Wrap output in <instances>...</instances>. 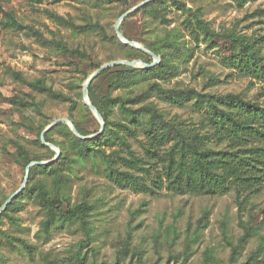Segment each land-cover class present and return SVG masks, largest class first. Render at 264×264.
Segmentation results:
<instances>
[{
  "label": "rangeland",
  "instance_id": "1",
  "mask_svg": "<svg viewBox=\"0 0 264 264\" xmlns=\"http://www.w3.org/2000/svg\"><path fill=\"white\" fill-rule=\"evenodd\" d=\"M142 1H2L21 26L6 24L0 10V206L21 187L29 162L56 156L41 140L54 120L72 119L87 135L101 129L83 98L93 72L114 60L139 65L111 66L89 85L109 122L91 149L79 148L69 125L48 131L61 155L51 170L32 169L3 214L0 228L16 245L0 231L1 264H264V181L254 191L233 184L215 195L174 191L170 166L183 151L162 137L152 110H128L155 107L183 134L226 147L214 136L213 105L225 108L234 94L264 106V79L239 59L247 40L264 54V0H153L133 12L120 28L158 56L150 73L140 69L155 59L115 30ZM35 185L63 199V210L87 202L86 229L47 206Z\"/></svg>",
  "mask_w": 264,
  "mask_h": 264
},
{
  "label": "trees",
  "instance_id": "2",
  "mask_svg": "<svg viewBox=\"0 0 264 264\" xmlns=\"http://www.w3.org/2000/svg\"><path fill=\"white\" fill-rule=\"evenodd\" d=\"M2 1L5 0H0V10L7 16L5 23L13 26H21V23L18 22L13 13L7 12L2 8ZM231 37L235 38L234 35ZM57 46L63 50L71 51L83 57L87 56V53L83 50L77 48L70 49L68 46L60 43H57ZM241 51L242 53L240 54L239 59L245 66L246 70H248L249 74L254 77L264 79V65H262L264 62V54L257 49L256 40H247L242 42ZM148 55L151 56L150 54ZM130 68H132V70H139L135 67ZM109 69L110 67L101 72L99 75ZM155 70V67L140 69L143 73H150ZM90 84H92V82ZM91 103L97 107L103 116L105 120L104 129L106 130L109 123L108 116L100 109L95 101L91 100ZM224 105L225 108H219L217 105H213L214 111L209 115L213 124L216 141L218 143L223 141L227 142L226 147L218 149L205 145L202 136L198 134H191L187 136L180 132L175 125L164 120L162 116L157 117L158 113L155 107H146L140 111L128 107L130 113L135 116L145 113L147 110H152L154 112V116L158 120V128L156 129L160 130L161 133L162 130L165 129V133L162 134V137L175 140L174 149L178 148V150H182L183 158L185 157V153H188L193 157L192 163L186 162L183 158L179 162L172 161L170 166L172 176L170 187L174 191L203 192L215 195L227 192L232 184L237 185L238 187H246L249 191H254L251 189H258L259 185L264 181V106L253 102L252 100H245L239 95L234 94H229L226 97ZM72 122L74 123L73 120ZM58 125L67 127L68 123L60 121L47 130L45 132L46 141H50L47 136L48 131ZM75 126L81 134L87 135L76 124ZM103 132L96 137L88 139H82L76 136L77 145L80 149L89 150L91 149L92 144L98 141ZM172 132H175L178 138H173L171 136ZM22 155L24 158H28V153L25 150H23ZM58 160L59 158L48 164H37L33 167L31 166L30 172L32 169H43L45 171L51 170L50 168ZM27 188L28 186L26 184L23 190H26ZM31 189H38L43 202L53 209H59L64 217L71 218L77 216L81 221L82 227L86 229V215L90 210V205L87 202L78 204L68 210H63V199L49 197L44 189L36 185ZM14 199L0 214V220L2 219L3 214H6V211L13 206ZM0 231L3 232L5 238L11 245H16L14 238L11 235L7 234L4 230H1V228ZM17 239L23 245L26 244L25 240L21 238ZM112 264L119 263L114 262ZM210 264L219 263L211 262Z\"/></svg>",
  "mask_w": 264,
  "mask_h": 264
},
{
  "label": "water",
  "instance_id": "3",
  "mask_svg": "<svg viewBox=\"0 0 264 264\" xmlns=\"http://www.w3.org/2000/svg\"><path fill=\"white\" fill-rule=\"evenodd\" d=\"M150 1L152 0H144L140 3H138L137 5H135L133 8H131L130 10H127L124 14H122L120 16V18L118 19L116 25H115V30L118 34V36L120 37V39L126 43V44H130L134 47H137V48H140V49H143L146 53L150 54L154 59H155V62L151 63V64H148V63H145L143 64L142 66L145 67V68H149V67H152L155 65L156 61L158 60V56L153 53L152 51L148 50V49H145V48H142L141 46H139L135 41L133 40H129L127 39L124 34L122 33V31L120 30V24L121 22L126 18L128 17L131 13L135 12L136 10L140 9L141 7H143L145 4L149 3ZM120 64H129V65H132V66H138L139 64L136 62V61H128V60H114V61H110V62H106L104 64H102L97 70H95L93 72V74L87 79L86 83L84 84V89H83V98H84V103L89 106V108L97 115V117L99 118V120L101 121L102 123V126H101V129L97 132V133H94V134H90V135H83L81 134L77 127L75 126V124L72 122V120H70L69 118H66V117H61V118H58L56 120H54L41 134V140L43 142V144L47 145V146H50L52 148H54L56 151H57V154L54 158L52 159H49V160H44V161H31L27 167H26V174H25V179L21 185V187L16 190L14 193H12L4 202L3 204L0 206V214L6 209V207L12 202V200L18 196V194L24 189V187L26 186L27 182H28V179H29V173H30V168L32 165L34 164H48V163H51L55 160H57L61 154V151L60 149L54 145L53 143H50L48 141H46V138H45V132L47 130H49L51 127H53L54 125H56L58 122L60 121H65L68 123V125L70 126V128L72 129V131L80 138L82 139H88V138H93V137H96L97 135L101 134L105 128V120L103 118V116L101 115V113L99 112V110L97 109V107L91 103L90 99H89V96H88V88H89V85L90 83L92 82V80L98 76L101 72H103L104 70H106L107 68L111 67V66H116V65H120Z\"/></svg>",
  "mask_w": 264,
  "mask_h": 264
}]
</instances>
